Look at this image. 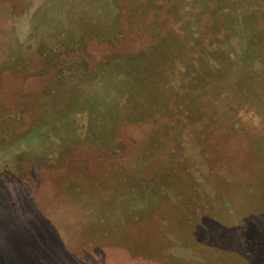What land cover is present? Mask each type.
<instances>
[{
    "label": "rangeland",
    "instance_id": "1",
    "mask_svg": "<svg viewBox=\"0 0 264 264\" xmlns=\"http://www.w3.org/2000/svg\"><path fill=\"white\" fill-rule=\"evenodd\" d=\"M239 16L264 56V0H0V264H175L142 247L187 234L197 172L214 186L264 142L263 108L261 121L223 114ZM151 88L176 95L157 105ZM260 169L235 166L203 190L221 211L259 203L231 224L194 216L199 264H264ZM56 218L85 229L65 245Z\"/></svg>",
    "mask_w": 264,
    "mask_h": 264
},
{
    "label": "trees",
    "instance_id": "2",
    "mask_svg": "<svg viewBox=\"0 0 264 264\" xmlns=\"http://www.w3.org/2000/svg\"><path fill=\"white\" fill-rule=\"evenodd\" d=\"M242 16V14H241ZM64 24V25H63ZM62 26H68L67 22L60 23L58 27ZM235 31H232L229 36H227V40L229 41L230 38H234L236 40V44L233 45V51L235 53V57L233 61H227L222 65L223 69V76H222V85L221 89L224 90L226 93L222 94L223 103L224 104V115L231 118L232 120H240L241 116H250L254 111L252 117H248L249 121H261L260 117L257 116L256 110L263 108L264 110V86L261 83V80H264V72L259 74V72L254 71L253 66L254 63L258 60H263L264 56H262V45L261 42L257 37H261V32L257 31L252 27V25H249L247 22L242 20V17L239 16V18L236 19V27ZM235 34V35H233ZM223 43V49L222 53H226L229 48L231 49L230 42ZM155 93L154 95L157 96L158 102L161 104H165V102L169 103L171 100L174 99V96L176 93L172 92H164L162 90L155 91L153 88H151ZM129 92L125 91L124 93L127 94V99H131V90ZM142 101V100H141ZM221 110V109H220ZM223 111V110H222ZM215 112V109L211 111L209 110V114L212 116ZM255 116H257L255 119H253ZM263 122V121H262ZM263 138L264 140V131L260 134L258 133V138ZM246 145L245 148H247L246 152L243 153V157L245 159L242 160H235L231 162L230 166H227L224 170V173L221 171H217L216 177L217 182L214 186L207 185V179L202 178L201 175L197 172L196 174L198 177L194 179L193 185H195L196 190L190 191L189 195L194 197V201L191 199V202H194L195 204L186 205V208H183L186 213H189L188 219H186L188 232L186 235L182 236L181 239L178 241H170L168 239H165L161 244V249H150L146 246H143L142 248L144 253L147 255V252L149 254H153L157 250L161 251V254L168 255L174 259L175 264H199V260L197 259L198 255L207 253V248L205 245L201 244L195 237H193L192 232H194V229L197 227L198 219H194V216L196 217L198 214L200 215L201 212L204 213V216L209 212H213L214 218L218 220L219 222H225L228 224H231L233 220H237V214L241 211L249 210L255 206V204L259 203V200L254 204H242L237 203V209L229 210V209H222L216 208L212 205H208L205 201V199L202 197L203 190H208V193H214L219 190V181L222 179V181L227 185L229 180H232L230 171L233 167L238 166L239 169L242 168H250V167H256L260 169V164H262V161L264 160V142L261 143L260 141L253 142ZM257 146L259 148V154H256V152L253 150V146ZM251 146V151H249L248 147ZM241 149V148H240ZM239 151V150H238ZM239 153V152H238ZM250 156L249 158H247ZM259 159V161H258ZM257 160V161H256ZM260 162V164H259ZM261 174L264 176V172L261 171ZM264 179V177H263ZM170 191L164 190L163 193H169ZM228 192H225L224 194H227ZM206 196V195H205ZM132 209L130 211L135 210V200L132 201L131 205ZM142 206L144 209H146L145 204L142 203ZM56 212V211H55ZM121 214L124 215V213L121 212ZM197 214V215H196ZM236 217V218H235ZM239 218V217H238ZM59 219V220H58ZM232 220V221H231ZM56 223L49 221V225L51 228L57 232L58 236L60 237V241L65 244L64 237L73 235L78 236L82 230L85 229V227H82L80 225V229L75 230L72 229L67 222H71L70 220H65L62 218H56L54 220ZM103 221V220H102ZM133 221H137L140 224V221H142L139 217V215H134ZM197 222V223H196ZM100 222L97 224L99 225ZM196 223V224H195ZM54 224V225H53ZM84 224V223H83ZM125 224V223H124ZM161 225V221L158 223ZM169 224V223H168ZM164 225V224H163ZM224 226V225H223ZM131 237L135 238L134 233H131ZM168 238H171V235H167ZM139 241V240H137ZM130 243V241H128ZM140 242V241H139ZM50 245V244H49ZM66 245V244H65ZM141 245L142 244H138ZM57 250V249H56ZM57 253V252H56ZM17 253L14 254L15 258H21L19 257ZM16 260V259H15ZM17 261V260H16ZM53 261V260H50ZM49 263V262H48ZM47 263V264H48ZM169 264V260L165 263ZM172 264V263H170Z\"/></svg>",
    "mask_w": 264,
    "mask_h": 264
}]
</instances>
